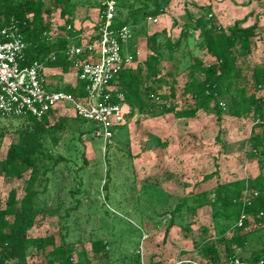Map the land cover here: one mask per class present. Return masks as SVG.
Segmentation results:
<instances>
[{
	"label": "trees",
	"instance_id": "trees-1",
	"mask_svg": "<svg viewBox=\"0 0 264 264\" xmlns=\"http://www.w3.org/2000/svg\"><path fill=\"white\" fill-rule=\"evenodd\" d=\"M46 1L48 7H45ZM171 2L117 0L112 28L130 27L133 36L128 51L134 61L137 60L134 39L141 33L145 34L149 53L135 67L120 70L113 80L116 90L123 93L129 111L126 122L116 128L111 142L105 145L106 179L102 186L105 205L99 217L100 225L93 232L98 234L89 240V251L76 247L86 242L85 229L72 225H79V212L90 192L84 178L91 162L86 157L84 142L86 139L102 142L94 134L95 124L74 114L55 118L58 110L50 111L40 120L31 115L11 117L18 122L14 126L16 137L9 144L5 158L0 159V177H28L21 198L13 188L5 207H1L0 200V264H42L39 254L47 247H50L46 254L47 264H100L101 261L103 264H142L139 253L141 226L123 221L110 206H119L129 198L133 201L134 217L140 222L148 210L154 227L166 223L165 238L174 226L185 230L188 236L191 232L188 219L209 206L216 241L203 246L204 260L221 262L239 258L249 264H264V63L251 65L249 62L254 40L259 37V24L245 25L253 14L251 11L224 26L213 13L211 4H204L197 6L195 15L187 11L192 21L183 24L177 39L168 36L165 29L147 34L148 18L164 14ZM79 6H98L99 13L104 9L98 0H0V20L18 25L27 43L24 64L38 60L45 67H60L66 72L71 68L67 55L68 36L74 34L71 17ZM54 12H59L65 20L66 34H58L52 41L53 24L46 15L51 16ZM191 38L193 46L190 45ZM198 48H205L212 59L205 61L201 58L196 54ZM167 60L173 61L176 67L179 64L187 80L183 84L170 85L169 91L161 94L156 90L161 87L162 64ZM168 74L173 75L172 72ZM59 89L81 98L87 95L86 81L81 79L75 86ZM179 95L186 103L181 108L177 105ZM136 109L149 117L173 114L178 119H187L195 118L201 110H211L218 121L225 113L236 118H253L259 131L248 140L249 155L258 159L260 172L255 177L218 182L212 190L191 192L176 201L167 191L145 183L134 199L135 188L128 185L127 179L121 182L123 188L120 191L112 184L117 177L116 167L126 163L127 168H131L134 156L130 144L115 147L112 141L118 131L126 129ZM0 117L3 116L0 114ZM7 129L0 127V145ZM61 140L62 150H59ZM114 149L120 151L122 157L116 155ZM217 175V170L211 172L201 182ZM246 190L257 192L247 202L243 200ZM117 192L123 194L121 200L117 199ZM127 210V205L122 207V211L129 215ZM49 212L57 214L58 238L53 234L46 238H31L29 232L36 219ZM243 212L250 214L251 218L238 227ZM121 224L129 227L131 232H138L140 239L130 243L133 244L131 253L115 257L111 246L120 241L123 230L119 236L116 230ZM116 249L122 253L119 246ZM147 264L167 263L160 259L150 260Z\"/></svg>",
	"mask_w": 264,
	"mask_h": 264
},
{
	"label": "rangeland",
	"instance_id": "rangeland-1",
	"mask_svg": "<svg viewBox=\"0 0 264 264\" xmlns=\"http://www.w3.org/2000/svg\"><path fill=\"white\" fill-rule=\"evenodd\" d=\"M204 4H211L213 13L219 21L228 26L236 18H242L251 11L245 25H252L258 22L259 37L254 40L253 52L249 62L251 65L264 63V0H172L166 12L164 21L157 24L149 23L151 29L167 28V35L175 40L179 37L184 23H189L192 18L188 16L197 14L198 7ZM246 5V6H245ZM49 2L46 1V6ZM99 11H95L90 16L91 23L97 24ZM53 24L55 34L64 33L65 20L60 17L59 12H54L51 16L46 15ZM146 25V26H147ZM165 26V27H164ZM91 30V29H90ZM194 40L190 39L193 46ZM149 53V51L147 50ZM199 54L205 61L212 59L211 55L204 48H198ZM136 66V65H133ZM162 83L156 90L157 93H167L170 85L183 84L186 80V73L180 71L179 64L173 61H165L162 64ZM172 72V76L168 73ZM186 104V103H185ZM183 96L179 95L178 108L185 106ZM126 112L129 108H125ZM73 111L70 107L60 109L56 113L58 116H71ZM140 119V121H137ZM18 122L11 117H0V127H7V131L0 145V159L5 158L9 144L14 140L16 134L14 126ZM259 131L254 126L253 118H236L225 113L222 120L218 121L216 115L211 110L199 111L195 118L178 119L173 114L159 117H149L145 113L136 109L125 130L118 131L116 138L112 141L114 146L118 144H130L131 152L134 156L131 168L128 169L126 163L115 168L117 177L112 181L113 186L120 191L123 182L127 179L128 185L134 187L133 198L139 194L141 186L151 183L167 191L172 195V200L176 201L191 192H201L212 190L218 182H227L236 178L255 177L260 172L259 161L249 155V138L254 132ZM63 141L59 143V150H62ZM86 157L91 162L88 174L85 175V182L90 190L88 197L83 200L82 208L79 212V225L73 228L85 229V243L76 245L79 248L90 250V239L98 233H93L100 225L99 217L103 211L104 197L102 186L105 182L106 165L103 162L105 147L98 139H86L84 142ZM115 154L122 157L120 151L114 149ZM114 163H116L114 161ZM218 171V175L206 182H201L203 177L211 172ZM133 174V175H132ZM28 175L20 178L7 179L0 177V200L1 207H5L6 198L13 188L17 190L18 198L24 193V181ZM123 194L117 192V199L123 198ZM132 198L121 202L119 206L112 205L111 210L123 221L132 224H139L145 231L146 238L143 240V263L162 259L167 264H174L177 260L192 259L204 260L203 246L207 242H215L214 223L211 218V209L205 206L199 210L195 217L188 219L191 224V232L186 236V231L179 226H174L164 237L166 223L154 227L153 220L148 217L150 211L140 222L134 217ZM129 201L130 203L128 204ZM128 206V214L122 211V207ZM123 230L120 241L111 246L113 256L125 255L133 250L132 241H139V233L131 232L129 227L121 224L116 230L119 236ZM59 223L56 213H46L36 219L35 225L29 232L31 238H46L55 235L58 238ZM93 233V235H91ZM79 233H77L78 235ZM80 236V235H79ZM122 249V253L117 251V247ZM47 247L40 252L39 261L47 264ZM174 262V263H173ZM103 264L102 261L99 262ZM189 264V263H182Z\"/></svg>",
	"mask_w": 264,
	"mask_h": 264
},
{
	"label": "built area",
	"instance_id": "built-area-1",
	"mask_svg": "<svg viewBox=\"0 0 264 264\" xmlns=\"http://www.w3.org/2000/svg\"><path fill=\"white\" fill-rule=\"evenodd\" d=\"M104 7L97 19V30L93 36L80 43L68 45L67 55L71 67L78 79L86 81L87 95L77 97L70 92L49 89L44 76L45 66L35 60L24 64L25 42L15 23L0 20V114L5 117H23L31 115L40 120L52 110L70 107L74 115L93 122L94 134L102 140L103 146L111 142L116 128L126 122L129 108L122 92L116 90L113 80L120 70L131 67L134 56L125 51L132 39V30L128 26L114 30L112 21L116 14L117 0H98ZM156 22L157 18H148ZM255 190H246L243 200L249 201ZM262 215V213H261ZM251 218L242 213L237 226ZM142 230V229H141ZM146 238L142 230L140 248ZM141 263H143L142 251ZM249 264L239 258L221 262L183 259L174 264ZM256 264H262L257 262Z\"/></svg>",
	"mask_w": 264,
	"mask_h": 264
},
{
	"label": "crops",
	"instance_id": "crops-1",
	"mask_svg": "<svg viewBox=\"0 0 264 264\" xmlns=\"http://www.w3.org/2000/svg\"><path fill=\"white\" fill-rule=\"evenodd\" d=\"M95 11H99L98 6H92V7L91 6H86V7L79 6L77 7V9L75 10V12L73 13L71 17L73 19L71 29L73 30L74 34L71 35V37L68 36V39H69L68 45L72 43H80L82 40H85L95 34L97 30V26L95 25L94 28H92L94 23L93 24L91 23L92 17L90 18L92 13ZM165 15L162 14L156 17L157 18L156 22L150 21L149 23L157 24L159 23V21H164ZM67 28L69 27L67 26ZM164 29L166 31H169L167 30V28H163V27L161 29L152 30L150 24H148L145 30L147 34H153L156 32H161ZM64 34L66 33L64 32L61 35H64ZM57 35L58 34L54 35L53 28H52V32L50 33L51 40L55 41ZM134 41H135V49L137 51V60L134 61L133 65H136L138 62H142L147 58L148 49H147L146 37L144 33L143 34L141 33L137 37H135ZM125 51H128V46L126 47ZM133 65L131 67H135ZM44 76H45L47 87L52 90H58L59 88H62V87L65 88L68 86H75L78 80L75 70L72 67L69 69V71H66V72H64L60 67H45Z\"/></svg>",
	"mask_w": 264,
	"mask_h": 264
}]
</instances>
